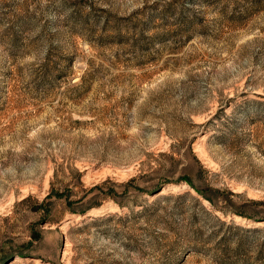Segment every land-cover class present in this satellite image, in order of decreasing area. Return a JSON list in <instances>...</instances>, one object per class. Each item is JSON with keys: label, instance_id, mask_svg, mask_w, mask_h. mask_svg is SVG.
I'll list each match as a JSON object with an SVG mask.
<instances>
[{"label": "rangeland", "instance_id": "rangeland-1", "mask_svg": "<svg viewBox=\"0 0 264 264\" xmlns=\"http://www.w3.org/2000/svg\"><path fill=\"white\" fill-rule=\"evenodd\" d=\"M3 242L0 264H264V0H0Z\"/></svg>", "mask_w": 264, "mask_h": 264}, {"label": "trees", "instance_id": "trees-1", "mask_svg": "<svg viewBox=\"0 0 264 264\" xmlns=\"http://www.w3.org/2000/svg\"><path fill=\"white\" fill-rule=\"evenodd\" d=\"M184 181L186 182H189V179H187L186 177H184ZM98 188H100L99 186H97ZM160 189V187L156 188L155 190L158 191ZM196 192L202 194V196H204L207 200H209V197L206 196L205 193H203V191H201L200 189H195ZM126 191V189H124L123 192L121 193H118L117 191H115V189L113 188H109L107 189L106 191H104V193L107 195V196H110L112 198H114V200L116 199V197L120 194H123L124 192ZM154 192V191H153ZM53 196L57 197V198H62L64 197L65 198V201H66V204L68 206H70L72 204V201L69 200V197L67 195V193H58V192H54L53 193ZM118 205H120V203H118ZM80 214L83 213V211H79ZM237 214L241 215L242 213H239L238 211H236ZM128 217V216H127ZM103 217H92V220H102ZM39 238V235L37 233H35V231H32V239L33 240H36ZM11 243L9 242H3L2 245L0 246V259L4 260L6 258V256L4 255V249L7 248V246H10ZM32 245V242H27L24 244V246H26L25 248H29L30 246ZM23 247L22 245L21 246H15V245H12V247L10 246L9 248H11L13 251L17 252L20 256H23L21 252L22 248Z\"/></svg>", "mask_w": 264, "mask_h": 264}]
</instances>
